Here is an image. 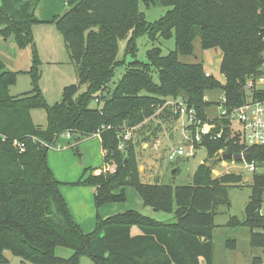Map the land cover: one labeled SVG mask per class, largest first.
I'll use <instances>...</instances> for the list:
<instances>
[{
  "label": "trees",
  "instance_id": "obj_1",
  "mask_svg": "<svg viewBox=\"0 0 264 264\" xmlns=\"http://www.w3.org/2000/svg\"><path fill=\"white\" fill-rule=\"evenodd\" d=\"M66 1L69 12L54 23L64 37L79 83L64 90L60 103L47 105L35 71L31 75L36 89L12 95L18 73L0 60V264H12L9 254L18 258L19 264H79L84 255L96 264H213L214 215L219 206L230 203L227 186L241 178L226 174L212 179V173L214 166L224 161L220 150H225L224 155L240 154L244 146L237 139L226 143L205 138L202 145L209 161L199 167L195 184L173 188L143 183L130 161L119 166L122 151L115 128L137 127L168 100L179 97L195 107L200 117H205L208 92L225 93L232 105L243 104V85L261 74L264 62V0H249V5L237 0L234 18L220 15L223 0ZM40 3L0 0V33L13 35L21 50L33 44L32 26L40 22L36 17ZM140 3L169 10L159 21L149 23ZM173 32L174 52L164 55L161 48L153 47L147 52L146 63L132 61L123 77L113 82L118 69L126 66L125 60L118 58L121 41H127L125 55L134 57L138 37L156 42L170 38ZM198 37L204 50L222 52L220 69L225 84L208 78L200 65L179 61V56L194 54ZM136 65L141 72L131 70ZM154 70L159 82L154 81ZM83 85L87 90L79 94ZM42 108L48 113L45 130L32 117V111ZM68 134L76 137L74 147L96 136L101 139L105 166L88 170L89 177L81 181L96 188L97 208L125 202V189L133 187L144 206L156 212H171L176 205L177 223L128 211L106 220L99 218L95 231L84 233L74 222L60 193L61 184L48 164L49 150ZM248 153L249 161L264 167L263 147H253ZM133 157L131 147L126 158ZM113 162L118 164L115 174L107 172ZM254 178L244 223L252 230L264 228L260 213L264 173L258 172ZM59 247L73 250V256L58 257Z\"/></svg>",
  "mask_w": 264,
  "mask_h": 264
},
{
  "label": "rangeland",
  "instance_id": "obj_2",
  "mask_svg": "<svg viewBox=\"0 0 264 264\" xmlns=\"http://www.w3.org/2000/svg\"><path fill=\"white\" fill-rule=\"evenodd\" d=\"M236 1L223 0L219 9L220 15H229L234 18L233 15H236L238 10L235 7ZM245 2L249 5V0ZM139 6L149 23L159 21L169 10L162 6L148 8L143 3ZM69 10L66 0H41L36 11V17L40 22L32 26L33 44H28L24 50L19 48L13 35L4 37L0 33V60L8 70L18 73L16 83L11 88L12 95L20 96L36 89L31 75L32 71L38 75V85L49 107L63 100L64 90L67 87L78 85L79 79L75 65L66 49L64 37L54 23L55 18L63 17ZM136 42L138 51L134 57L125 55L127 41L120 42L118 58L125 60L126 66L118 69L113 82H118L123 77L132 61L138 62L139 60V62L146 63L147 52L151 48H161L164 55L176 49L174 32L168 39L151 42L147 36H140ZM178 59L186 65H200L208 78L214 77L220 83L225 84V76L220 69L223 59L222 52L219 49L204 50L200 37L194 42V54L188 57L179 56ZM131 70L141 72L142 69L137 66L132 67ZM152 73L154 81L159 82L157 72L154 70ZM86 90V85L81 86L79 94ZM208 94L217 96L220 93L212 91L206 93ZM93 105L96 106L94 103ZM161 106L137 127L123 125L115 128L119 134V150L122 151L119 166H122L125 161L135 164L136 174L143 183L172 186L173 188L194 185L199 167L209 161L207 152L199 148L194 157L170 160L169 152L178 147L180 140H183L180 131L174 132L175 128L181 130V121H175L173 115L169 114L171 113L170 108H164L165 104ZM32 117L36 125L41 129H47V109L32 111ZM127 136L130 137L126 138ZM74 145H76L75 136L62 137L49 150L48 164L55 179L61 184L60 193L66 201L74 222L82 228L84 233L90 234L95 231L99 218L106 220L123 215L128 211L138 212L152 219L158 217L155 219H159L157 221L177 223L176 205L171 212H156L153 208L144 206L142 197L133 187L125 189V202L108 203L97 208L96 188L91 185H82L81 181L89 177L88 170L104 167L101 141L94 138L78 146L74 147ZM131 147L134 150V157L128 159L126 152ZM117 170L116 162L109 163L107 172L115 174ZM226 174L240 176L241 180L239 183L227 186L230 203L222 204L216 209L213 264H260L264 260V228L254 227L252 230L250 225H244L247 222L246 209L251 202L255 185L254 173L247 171L242 164L225 161V163L220 162L214 166L212 179L221 178ZM143 209L151 214H143ZM260 209L261 214L264 215V203ZM73 254L74 251L68 248L59 247L56 250V255L62 259H69ZM9 257L12 263L19 264L18 258L11 254ZM79 264L96 263L89 256L84 255Z\"/></svg>",
  "mask_w": 264,
  "mask_h": 264
},
{
  "label": "built area",
  "instance_id": "obj_3",
  "mask_svg": "<svg viewBox=\"0 0 264 264\" xmlns=\"http://www.w3.org/2000/svg\"><path fill=\"white\" fill-rule=\"evenodd\" d=\"M242 90L245 102L237 106L230 103L225 93L217 94V96L206 95L204 97V102L207 104L205 117H200L198 110L190 106L183 97L168 100L164 108H170L173 117H177L178 122L181 121V130L175 128L174 132L180 131L181 139H183L180 140L178 147L169 152L170 160L194 157L197 149H204L202 144L205 138L211 141L224 139L226 143L237 139L245 148L240 153L242 156L248 154L249 149L253 147L264 148V62L261 74L247 80ZM226 134H228L227 138ZM67 136L70 137V134ZM58 148L61 147L58 146ZM23 150L22 148L21 151ZM224 153V149L219 151L220 158H223ZM249 159L243 158L241 162L232 161V163L242 164L247 171L254 174L264 173V167L260 168L257 162L249 161ZM260 264H264V260Z\"/></svg>",
  "mask_w": 264,
  "mask_h": 264
},
{
  "label": "water",
  "instance_id": "obj_4",
  "mask_svg": "<svg viewBox=\"0 0 264 264\" xmlns=\"http://www.w3.org/2000/svg\"><path fill=\"white\" fill-rule=\"evenodd\" d=\"M250 157V154H245L242 156L241 154H233V153H227L223 156L224 161H234V162H241L243 158L247 159ZM214 162H211L210 166L213 167Z\"/></svg>",
  "mask_w": 264,
  "mask_h": 264
},
{
  "label": "crops",
  "instance_id": "obj_5",
  "mask_svg": "<svg viewBox=\"0 0 264 264\" xmlns=\"http://www.w3.org/2000/svg\"><path fill=\"white\" fill-rule=\"evenodd\" d=\"M94 138H98V139H100V137L99 136H96V137H94ZM94 138H92V139H94ZM90 140V139H89ZM87 141V140H86ZM100 141H101V139H100ZM85 142V141H84ZM101 147H102V145H101ZM104 155H105V152H104V150L102 149V156H103V161H104ZM105 166V165H104ZM102 167H100L99 169H101ZM99 169H97V170H99ZM98 172H100V171H97L96 172V174H98ZM144 210H146V209H143L142 210V213L143 214H145V215H149V214H151L150 212H146V211H144ZM154 210V209H153ZM155 211V210H154ZM150 216H152V215H150ZM154 217V216H153ZM156 218H158V217H156ZM155 218V219H156ZM157 220H159V219H157ZM160 220H162V219H160ZM160 222H163V221H160ZM12 264H14V263H12Z\"/></svg>",
  "mask_w": 264,
  "mask_h": 264
}]
</instances>
